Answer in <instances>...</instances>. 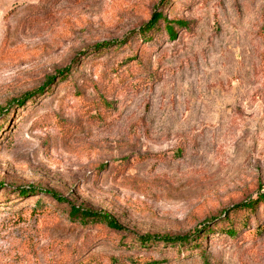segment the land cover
<instances>
[{"label": "rangeland", "instance_id": "rangeland-1", "mask_svg": "<svg viewBox=\"0 0 264 264\" xmlns=\"http://www.w3.org/2000/svg\"><path fill=\"white\" fill-rule=\"evenodd\" d=\"M161 10L188 26L140 37ZM68 65L66 81L12 106ZM0 126V264L203 262L197 250L177 260L174 249L127 248L50 195L19 197L31 185L130 233H193L215 217L202 244L210 264H264V204L231 213L235 236L224 220L264 192V0H0ZM39 197L55 210L36 215Z\"/></svg>", "mask_w": 264, "mask_h": 264}, {"label": "trees", "instance_id": "trees-1", "mask_svg": "<svg viewBox=\"0 0 264 264\" xmlns=\"http://www.w3.org/2000/svg\"><path fill=\"white\" fill-rule=\"evenodd\" d=\"M161 3H164V1H162ZM188 24L189 22L186 20L168 17L162 10L155 11L150 16L149 20L143 25V27L140 28L139 36L143 37L145 40L147 39L148 41L150 40V37L152 39V37H154L156 34L162 37L174 39L178 34V28L186 27L188 26ZM130 40L131 39H128L126 37L125 39L117 42L103 41L95 44L93 48L90 49V51H94L95 53H92L100 55L111 48H114L115 50H120ZM133 60H138V57L132 55L131 57H127V59L125 58L124 64H127ZM73 69L74 67H72L71 65L59 69L56 74L50 75L46 79L45 83L39 88L35 89L34 91L27 92L21 97L13 98L11 102L12 106H26L27 103L33 101V98L36 95L39 94L40 96H42L43 94H47L52 89V85H55L57 82L66 81L70 77ZM133 74H135V72ZM132 75H130L129 77H132ZM107 104L108 100L105 98L103 105L105 106ZM2 130L3 128L2 126H0V132ZM17 193L19 194V197H28L38 194H43L45 196L50 195L49 197L52 198L53 205H55L53 207L59 208V206H62L63 208L61 209V211L69 220L74 221L82 226H95L97 228L112 231L118 234V240L121 242V244L124 243L127 248H132L136 250H138V248L144 250L154 249L160 251L161 253H168L170 249H174L177 251V258H175L177 260H181L182 258H184L180 257L181 252L186 253L189 250H197L203 260L202 264H210L209 256L207 255L206 249L203 248L202 244L204 243V240L215 230L213 226L208 224V220L210 221L212 219H215V217H212L207 221L203 222L194 230L193 233L179 235H172L168 233L139 234L134 231H131L130 233V231L124 225H122L112 214L107 213L103 210H95L92 208L85 207L83 205H78L55 190L45 189L42 187L31 185L28 188L17 189ZM263 204L264 192H260L258 193L256 198L248 197L244 201L233 206L232 211L230 213L228 212L229 209L225 210V213L227 214H225L224 220H227L229 225V227L225 229L227 235L235 236L238 233V227L237 225H235L236 220L235 218L231 219V213L233 211L242 210L244 212L256 213L257 210H259L258 206H262ZM47 205L48 203L46 201H43V199L39 197L36 202L32 205V207L34 209H38L36 211V215H40L41 213L52 212L55 210L47 208ZM144 258L145 257H143V259H134L132 260V263L159 264L158 260H154L152 258ZM116 262V259H111L112 264ZM75 264H99V262H97L93 258L79 257Z\"/></svg>", "mask_w": 264, "mask_h": 264}]
</instances>
